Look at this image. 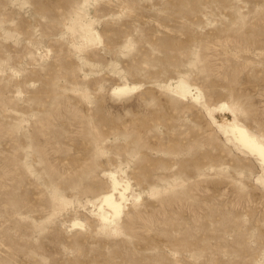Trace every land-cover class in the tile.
Here are the masks:
<instances>
[{
	"label": "rangeland",
	"instance_id": "rangeland-1",
	"mask_svg": "<svg viewBox=\"0 0 264 264\" xmlns=\"http://www.w3.org/2000/svg\"><path fill=\"white\" fill-rule=\"evenodd\" d=\"M236 126L264 0H0V264H264Z\"/></svg>",
	"mask_w": 264,
	"mask_h": 264
},
{
	"label": "bare ground",
	"instance_id": "bare-ground-1",
	"mask_svg": "<svg viewBox=\"0 0 264 264\" xmlns=\"http://www.w3.org/2000/svg\"><path fill=\"white\" fill-rule=\"evenodd\" d=\"M234 131L239 135L240 140L247 145L249 148H251L253 151H256L264 160V145L257 142L254 138L250 137L246 130L235 127ZM107 202L110 206L114 207L115 209L118 208V205L115 203L113 198H108Z\"/></svg>",
	"mask_w": 264,
	"mask_h": 264
}]
</instances>
